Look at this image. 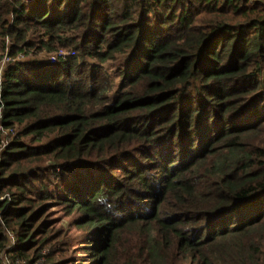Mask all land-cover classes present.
Wrapping results in <instances>:
<instances>
[{
    "label": "trees",
    "instance_id": "1",
    "mask_svg": "<svg viewBox=\"0 0 264 264\" xmlns=\"http://www.w3.org/2000/svg\"><path fill=\"white\" fill-rule=\"evenodd\" d=\"M1 54L0 252L29 191L92 264H264V0H0Z\"/></svg>",
    "mask_w": 264,
    "mask_h": 264
},
{
    "label": "rangeland",
    "instance_id": "2",
    "mask_svg": "<svg viewBox=\"0 0 264 264\" xmlns=\"http://www.w3.org/2000/svg\"><path fill=\"white\" fill-rule=\"evenodd\" d=\"M32 51H29L27 56L18 54L17 58L23 60L26 57L31 56ZM7 52V51H6ZM60 54L73 56L75 54L71 48H62L59 50ZM6 54V53H4ZM57 53L45 52L44 50L36 51V57H42L44 60L52 62ZM8 56L0 55V73L7 64ZM58 60V59H57ZM9 61V60H8ZM91 62V59H88ZM111 62H109L110 64ZM110 65H106L105 71L111 77V92H114L118 86V76ZM10 131L0 128V151L6 145L10 138ZM54 187H51V190ZM0 201L12 200L17 190L10 185V182H6L3 188H1ZM24 200L21 204L26 203V199L30 198L28 208L36 212L34 219V229L36 233L33 235V241L35 242L31 249L25 251L26 257L14 256V252L8 251L15 246L16 229L11 228L8 225L2 224V234L5 248L0 252V261L2 264H92L87 259L89 248H92V244L89 243L88 229L78 227L75 224V219L81 215H78L75 210L69 212L65 203H58L57 200H42L38 201L34 196V193L27 192L23 195ZM262 246H264V241ZM261 246V247H262ZM264 249V247H262ZM40 257H35L36 255Z\"/></svg>",
    "mask_w": 264,
    "mask_h": 264
},
{
    "label": "built area",
    "instance_id": "3",
    "mask_svg": "<svg viewBox=\"0 0 264 264\" xmlns=\"http://www.w3.org/2000/svg\"><path fill=\"white\" fill-rule=\"evenodd\" d=\"M9 60V59H8Z\"/></svg>",
    "mask_w": 264,
    "mask_h": 264
}]
</instances>
